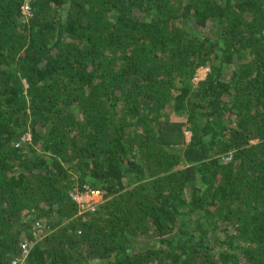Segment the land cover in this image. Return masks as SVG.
I'll return each mask as SVG.
<instances>
[{"label": "trees", "instance_id": "trees-1", "mask_svg": "<svg viewBox=\"0 0 264 264\" xmlns=\"http://www.w3.org/2000/svg\"><path fill=\"white\" fill-rule=\"evenodd\" d=\"M24 2L0 0V264H264V0Z\"/></svg>", "mask_w": 264, "mask_h": 264}, {"label": "built area", "instance_id": "built-area-1", "mask_svg": "<svg viewBox=\"0 0 264 264\" xmlns=\"http://www.w3.org/2000/svg\"><path fill=\"white\" fill-rule=\"evenodd\" d=\"M24 1H25L24 5L22 6L24 15L27 16V17L28 16H32L31 6H30V1L31 0H24ZM194 79H196V77ZM27 139H29V137H27ZM95 194L101 195V193L99 191L87 190V191H85L83 193L75 192L74 194H72V197H73L74 200H76L79 203L80 208L82 210H86V209L94 207L95 202H93L91 200V198L89 199V197H91L92 195H95ZM39 228H41V225L39 223H37V229H39ZM22 248H23L24 252H27L28 251L27 243H23L22 244Z\"/></svg>", "mask_w": 264, "mask_h": 264}, {"label": "rangeland", "instance_id": "rangeland-1", "mask_svg": "<svg viewBox=\"0 0 264 264\" xmlns=\"http://www.w3.org/2000/svg\"><path fill=\"white\" fill-rule=\"evenodd\" d=\"M207 69V70H206ZM209 68H207V67H201V68H199L198 69V71H197V73H196V79H194V81L197 83V82H199L201 79H203L205 76H206V74H207V72L209 71L208 70ZM207 71V72H206ZM189 137H190V133H186V139H187V141L189 140ZM91 198V200L93 201V202H99V200L101 199V195H97V194H95V195H92L91 197H89V199ZM88 199V198H87ZM142 243V242H141ZM142 245H145V242L142 244Z\"/></svg>", "mask_w": 264, "mask_h": 264}, {"label": "clouds", "instance_id": "clouds-1", "mask_svg": "<svg viewBox=\"0 0 264 264\" xmlns=\"http://www.w3.org/2000/svg\"><path fill=\"white\" fill-rule=\"evenodd\" d=\"M202 68H203V67H202ZM206 70H207V69H206ZM208 70H209V69H208ZM206 72H207V71H206ZM208 72H209V71H208ZM208 72H207V73H208ZM206 75H207V74H206ZM205 77H206V76H205ZM205 77H204L203 79H205ZM203 79H201V80H203Z\"/></svg>", "mask_w": 264, "mask_h": 264}]
</instances>
